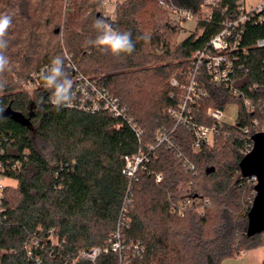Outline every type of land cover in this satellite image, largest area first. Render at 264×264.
<instances>
[{
  "label": "trees",
  "instance_id": "16d2710c",
  "mask_svg": "<svg viewBox=\"0 0 264 264\" xmlns=\"http://www.w3.org/2000/svg\"><path fill=\"white\" fill-rule=\"evenodd\" d=\"M14 1L19 18L35 30L31 0ZM105 1L75 0L65 27V67L70 59L77 69V73L67 70L72 79L80 74L98 80L127 106L141 138L126 121L108 113L54 109L40 79L27 92L23 84L62 49L60 28L50 31L44 44L31 32L28 46L15 53L20 68L4 74L6 87L0 92V114L10 109L29 119L24 125L8 116L0 118V175L17 182L15 191L0 195V264H123V256L110 249L119 230L125 246L138 244L142 249L140 256L129 249L132 264H222L264 247V232L247 236L255 185L252 178L242 177L239 167L250 142L247 137L264 128V112L258 108L250 113L243 104L245 97L257 105L264 103V51L252 49L250 72L234 81L239 95L204 76L209 98L191 106L193 122L213 127L216 122L206 115L208 108L223 112L236 103L239 113L236 125L218 127L212 146L195 152L192 132L169 114L180 102L179 90L170 83L177 75L183 81L192 55L217 28L208 27L178 42L179 27L161 13L158 0H122L114 22H109L132 33L135 51L113 57L85 45L97 35L92 24L103 14L95 10ZM173 3L197 12L200 0ZM87 11L91 13L84 17ZM144 34L150 36L148 41L137 40ZM259 38H264V28L248 27L247 44ZM243 128H249V135ZM163 129L171 133L180 158L166 144L158 145ZM150 146L157 147L150 150ZM140 149L150 161L129 191L123 158ZM202 164L209 166L204 173ZM156 174L163 175L161 182H156ZM200 176L212 183L194 182ZM191 197L209 200L204 214L199 203L188 207L183 217L170 213L173 205ZM127 198L131 202L125 207ZM96 248L108 252L95 261L84 256Z\"/></svg>",
  "mask_w": 264,
  "mask_h": 264
},
{
  "label": "built area",
  "instance_id": "2783aa9c",
  "mask_svg": "<svg viewBox=\"0 0 264 264\" xmlns=\"http://www.w3.org/2000/svg\"><path fill=\"white\" fill-rule=\"evenodd\" d=\"M159 8L172 17L175 21L181 22L191 21L196 25L193 33L202 34L208 27H216L217 31L201 48L196 50L190 59V67L184 75L183 81L179 75L171 80V87L179 90L180 102L176 108L169 110V114L177 120V124L186 127L193 135V150L201 151L203 146H212L214 136L217 133L218 127L224 125H236V120L233 124H228L222 118V111L213 108L206 110V115L212 118L216 124L213 127L197 125L193 122L191 116V106L200 105L203 100L209 98V92L206 89L204 76L215 85L223 86L233 92L234 95L241 94L240 89L234 85V81L242 74L250 72L251 51L252 49L264 51V38L255 40L250 45L246 42V31L248 27L264 28V0H200L197 12L192 8L177 6L173 0H158ZM176 22V21H175ZM192 33V34H193ZM45 68V67H44ZM71 73H77L76 66L68 60L66 66ZM261 69L264 72V58L261 64ZM182 75V74H180ZM40 73L32 75L29 82L24 83L23 87L27 92H32L37 84ZM74 100L71 107L89 113L105 112L112 115L114 118L122 119L135 131L140 139L142 131L135 123L129 114V108L121 103V101L112 95L110 91L101 84L98 80L89 79L80 74L73 79ZM256 87V85L254 86ZM243 104L246 110L250 113L255 112L258 108L264 112V103L255 104L248 97L244 98ZM256 120L254 126H258ZM244 135H249V128L242 129ZM264 132V128L261 131ZM252 137L249 139V144L245 147V154H249L253 149ZM166 144L167 147L178 153L177 147L174 145L171 138V133L163 129L158 137V145ZM157 145V146H158ZM157 146H150V150H155ZM181 157L180 151L178 153ZM125 168L123 173L129 178L130 186L138 182V172L146 170V164L150 161L148 154L142 149L133 155L124 156ZM184 167H188V162L184 163ZM1 169V165H0ZM194 169V167H191ZM190 170V169H189ZM156 182H161L162 174L155 175ZM5 179L0 175V193L2 191L1 181ZM256 181L255 178H252ZM131 199L126 200L125 207L130 204ZM197 205L201 214H204L205 207L210 203L208 199H199L191 197L179 204L173 205L170 208L172 215L183 217L185 210L188 207ZM126 212V209H124ZM123 225H121L122 227ZM111 251L119 254L125 249H131L130 246H125L120 230L112 236L110 241ZM138 256L141 255L142 249L137 244L132 247ZM102 252H108V249H93L84 254L88 259L95 261Z\"/></svg>",
  "mask_w": 264,
  "mask_h": 264
},
{
  "label": "rangeland",
  "instance_id": "374dc122",
  "mask_svg": "<svg viewBox=\"0 0 264 264\" xmlns=\"http://www.w3.org/2000/svg\"><path fill=\"white\" fill-rule=\"evenodd\" d=\"M6 0H0V13L10 14L13 18L12 27L9 29V33L7 39L9 41V47L6 50L5 54L10 58V70L13 73L20 68V63L15 58V53L17 51L24 50V47L28 46V41L26 40L28 35L32 33H36L37 36L40 37V42L43 44L48 40L46 37L50 33V31H54L56 28H60L61 32L59 34L58 40H61V52L59 55L67 53V50L64 45V37H65V27L67 23V16L71 11L74 10L75 0H31L30 7L31 12L35 13L34 22H37V25H34L32 30L31 24L25 21L24 18H19L18 6L16 5L14 0H9L8 3H5ZM117 3H122V0H106L101 6L96 8V12H101L103 15L109 14L115 16V9ZM65 4L67 7L65 8ZM91 11L84 12V17L90 14ZM164 15L168 16L174 25H178L179 32L176 35V40L181 42L188 38L195 30L196 25L194 22L187 21L181 22L179 20L174 21L172 17L161 12ZM59 14V15H58ZM162 14H160L161 16ZM148 20V19H147ZM54 44V43H53ZM175 62V61H173ZM176 63V62H175ZM12 73V74H13ZM16 77V76H15ZM31 93V92H30ZM33 95V94H32ZM31 95V96H32ZM222 118L228 123L233 124L235 120L238 118L239 106L238 104H230L227 108L222 112ZM45 146L41 144V148L43 149ZM209 167V166H208ZM206 165L202 164L200 168V172L204 173V170L208 168ZM200 183H212L211 180H205L202 176L198 179H195L194 182ZM193 182V181H192ZM254 185L257 184V181H252ZM2 191L0 193L5 195V191H15L17 188V182L11 179H3L1 181ZM256 195V192H255ZM9 196V195H8ZM255 198V197H254ZM253 204V203H252ZM252 207V206H251ZM200 212V211H199ZM212 222L210 221L208 226H212ZM243 253V252H242ZM241 253V254H242ZM240 254V255H241ZM121 255L123 256V264H132L133 259L130 258L132 255L128 249H125ZM238 255V256H240ZM264 256H262L257 264H260L263 260Z\"/></svg>",
  "mask_w": 264,
  "mask_h": 264
},
{
  "label": "clouds",
  "instance_id": "9594fccd",
  "mask_svg": "<svg viewBox=\"0 0 264 264\" xmlns=\"http://www.w3.org/2000/svg\"><path fill=\"white\" fill-rule=\"evenodd\" d=\"M66 7L67 4H65ZM12 20L10 14L0 13V92H3L6 87L3 76L10 70V58L5 52L9 47L7 36L12 27ZM109 20L114 22L115 16L105 14L94 20L92 28L97 35L94 39L87 40L85 45L94 46L101 54H110L113 57L132 55L135 51L132 33L113 28ZM140 39L148 41L150 36L144 34L137 37V40ZM66 59L65 55L54 56L50 64L41 70L39 76L43 86L50 92L49 103L56 110L71 107L74 100L75 82L65 67Z\"/></svg>",
  "mask_w": 264,
  "mask_h": 264
},
{
  "label": "water",
  "instance_id": "95a60500",
  "mask_svg": "<svg viewBox=\"0 0 264 264\" xmlns=\"http://www.w3.org/2000/svg\"><path fill=\"white\" fill-rule=\"evenodd\" d=\"M8 116L16 122L29 125V119L21 114L14 113L10 109L0 114V118ZM253 149L239 164L243 178H255V198L248 213L247 236L254 237L264 232V132L252 137ZM214 169L207 170V173Z\"/></svg>",
  "mask_w": 264,
  "mask_h": 264
},
{
  "label": "crops",
  "instance_id": "0c3cea01",
  "mask_svg": "<svg viewBox=\"0 0 264 264\" xmlns=\"http://www.w3.org/2000/svg\"><path fill=\"white\" fill-rule=\"evenodd\" d=\"M262 256H264V247L243 252L240 256L226 259L222 264H257Z\"/></svg>",
  "mask_w": 264,
  "mask_h": 264
}]
</instances>
